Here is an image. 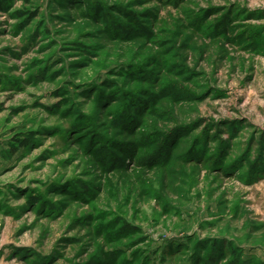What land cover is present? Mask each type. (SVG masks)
<instances>
[{
    "label": "rangeland",
    "instance_id": "1",
    "mask_svg": "<svg viewBox=\"0 0 264 264\" xmlns=\"http://www.w3.org/2000/svg\"><path fill=\"white\" fill-rule=\"evenodd\" d=\"M235 249L264 264V0H11L0 264H238Z\"/></svg>",
    "mask_w": 264,
    "mask_h": 264
},
{
    "label": "trees",
    "instance_id": "2",
    "mask_svg": "<svg viewBox=\"0 0 264 264\" xmlns=\"http://www.w3.org/2000/svg\"><path fill=\"white\" fill-rule=\"evenodd\" d=\"M26 1H28V0H26ZM10 3H11V0H0V13H8L9 12V10H10ZM14 16L16 17V18H23V17H26L27 16V19H26V21L28 22V21H31L35 16H36V12H34V11H28V10H16L15 12H14ZM130 26H132V25H127L126 27H130ZM126 27H122V30H123V32L124 33H127V29H126ZM134 27H136V25L134 26ZM120 28V27H119ZM134 67V65H130V66H126V70L128 71V72H130L131 73V70H132V68ZM131 69V70H130ZM134 69L137 71V70H139V67L138 66H135L134 67ZM133 100H134V98H133ZM134 103H136V98H135V100H134ZM136 105H138V104H136ZM139 107L137 106L136 107V109H138ZM139 111V110H138ZM122 113H128V110L126 109V108H124L123 110H122ZM124 116V115H123ZM128 117L127 118V122H130V120H132V122L134 121L135 122V120L136 119H133V117H130V115L128 116V114H126L125 115V117ZM131 122V123H132ZM169 135H171V133L169 134ZM168 135V136H169ZM168 136L166 137V136H164V137H166V140L168 141ZM29 137H26V138H23V139H16V142L15 143H17L18 144V146H25V145H27L28 143H29V139H28ZM156 139H158V140H160L159 139V137H157ZM162 139V138H161ZM160 141H162V140H160ZM165 141V140H164ZM164 141H163V144H164ZM166 143V142H165ZM130 150V149H129ZM131 153H133V150L131 149ZM200 154V152H197V156H199V154ZM110 154H112V153H110ZM110 157V161H111V163L110 164H112V163H114L115 161H117V156L116 155H112V156H109ZM258 164V163H257ZM256 164V162L254 163V164H252V168H253V170H259L260 168H261V165L260 164H258L257 165ZM237 251V249H235L234 250V252H233V255H234V257H235V262L236 263H242L241 261H240V257H239V255H238V253L236 252ZM236 255V256H235ZM218 258V256H213V257H211V258H209V260L210 261H213V259H214V261H215V259H217Z\"/></svg>",
    "mask_w": 264,
    "mask_h": 264
}]
</instances>
